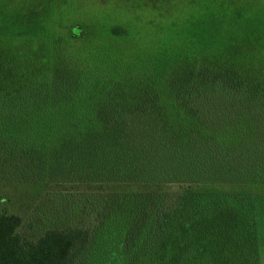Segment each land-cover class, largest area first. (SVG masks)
<instances>
[{
  "label": "trees",
  "instance_id": "obj_1",
  "mask_svg": "<svg viewBox=\"0 0 264 264\" xmlns=\"http://www.w3.org/2000/svg\"><path fill=\"white\" fill-rule=\"evenodd\" d=\"M184 5L177 38L139 69L100 73L52 39L40 52L0 35V180L111 186L95 221L36 240L0 212V264H262L251 193L156 188L264 185V27L223 0Z\"/></svg>",
  "mask_w": 264,
  "mask_h": 264
},
{
  "label": "rangeland",
  "instance_id": "obj_2",
  "mask_svg": "<svg viewBox=\"0 0 264 264\" xmlns=\"http://www.w3.org/2000/svg\"><path fill=\"white\" fill-rule=\"evenodd\" d=\"M223 1L232 8V20L251 17L252 22L264 27V0ZM187 2L189 0H0V35L7 44L21 45L28 40V46L40 52L47 51L46 43L52 39L59 48L75 59L82 58L100 73H104L106 66V73L108 67L118 71L139 69L177 38L175 30L184 27L187 18L184 5ZM72 26L81 27L80 37L70 34ZM163 54H167V50ZM174 56L178 57L177 54ZM110 187L81 182H54L40 187L0 180V212L18 213L22 219L18 230L26 238L36 240L47 228L63 221H95L96 213L90 212L95 195ZM156 188L161 191L190 189L251 193L256 198L257 216L262 223L258 222V239L264 241V215L260 214V208L264 207V185L168 183ZM137 189L155 187L140 186ZM71 206L78 209L77 215L67 216ZM261 255L264 256V246Z\"/></svg>",
  "mask_w": 264,
  "mask_h": 264
}]
</instances>
